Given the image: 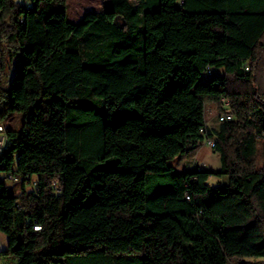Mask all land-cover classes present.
<instances>
[{"label":"trees","instance_id":"1","mask_svg":"<svg viewBox=\"0 0 264 264\" xmlns=\"http://www.w3.org/2000/svg\"><path fill=\"white\" fill-rule=\"evenodd\" d=\"M99 6L73 23L67 0H0V115L22 118L0 155V259L264 264V0ZM221 99L232 118L209 129ZM206 139L217 169L189 163Z\"/></svg>","mask_w":264,"mask_h":264},{"label":"rangeland","instance_id":"2","mask_svg":"<svg viewBox=\"0 0 264 264\" xmlns=\"http://www.w3.org/2000/svg\"><path fill=\"white\" fill-rule=\"evenodd\" d=\"M17 2H22L23 0H15ZM101 0H67V19L70 22L77 23L86 13L88 12H99L101 11L100 9V4ZM16 65V61L9 59L6 64V68L3 72L2 75V80H1V87L2 88H8V84L11 80L14 67ZM259 86L261 87L262 90H264V77L261 76L259 80ZM2 113V111H0ZM209 110L206 108V118L208 117ZM9 123L11 126H14L16 130H19L22 126V118L21 115L19 114H4L0 115V124L8 126ZM257 167H260L262 165V144L259 142L258 148H257ZM213 150V149H212ZM199 149H197L192 155L189 156V163L191 164L193 159H196V161H199L200 166H207L208 168L211 169H217L220 166V161H219V154L218 153H211V154H206L203 158V160H199L197 157ZM196 163L195 161H193ZM2 177V174L0 173V178ZM214 181L217 179L213 178ZM9 191L13 194H18L19 193V183L15 184H9ZM0 236L5 237L0 232ZM6 239V237H5ZM6 246L5 249L7 248V239H6Z\"/></svg>","mask_w":264,"mask_h":264},{"label":"crops","instance_id":"3","mask_svg":"<svg viewBox=\"0 0 264 264\" xmlns=\"http://www.w3.org/2000/svg\"><path fill=\"white\" fill-rule=\"evenodd\" d=\"M207 109L209 110V114H208V117L206 118V124H207V127L209 128V129H217L218 128V122H217V114H218V112L216 111V109L214 108V107H211V106H207ZM9 127H14V126H11V124L9 123V125H8ZM197 149H199V151H198V159L199 160H203V158H204V156L206 155V154H211V153H216V151H214V150H212V149H210L209 148V146L205 143V142H202L198 147H197ZM196 149V150H197ZM195 150V151H196ZM194 151V152H195ZM193 161H195L196 163H194ZM191 164H195V165H197V166H199V167H201V168H208L207 166H200V164H199V161H196V159H193L192 160V162H191ZM220 182H219V180H216V181H214V179H210L209 180V184H210V186L211 187H215V186H217L218 184H219ZM6 186L8 187L9 185L6 183ZM6 239H5V237H3V236H0V252L1 251H3V250H5V246H6ZM0 264H7V261L5 260V259H0Z\"/></svg>","mask_w":264,"mask_h":264},{"label":"built area","instance_id":"4","mask_svg":"<svg viewBox=\"0 0 264 264\" xmlns=\"http://www.w3.org/2000/svg\"><path fill=\"white\" fill-rule=\"evenodd\" d=\"M247 70V69H246ZM207 74H210V71H207ZM221 106L224 109L223 112L217 114V121L218 122H224V121H228L231 120L232 116L229 114L228 108L230 106L228 100L226 99H221ZM5 125L0 124V155L3 152V150H5V146H6V142H7V138H6V134H5ZM205 143L209 146L210 149H214V141L211 139H206ZM5 182L9 185V184H15L18 182V179L12 175H9L5 178ZM53 188L55 189L56 192H59V186L57 185V183H53ZM40 229L39 226H34L33 230L34 231H38Z\"/></svg>","mask_w":264,"mask_h":264}]
</instances>
